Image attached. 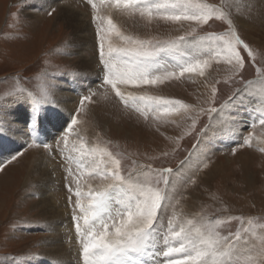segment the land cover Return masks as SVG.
<instances>
[{
  "label": "snow or ice",
  "instance_id": "snow-or-ice-1",
  "mask_svg": "<svg viewBox=\"0 0 264 264\" xmlns=\"http://www.w3.org/2000/svg\"><path fill=\"white\" fill-rule=\"evenodd\" d=\"M83 3L90 7L99 83L83 84L85 74L70 68L43 71L33 77L19 72L6 76L5 81L11 79L13 83L0 92V142L11 140L9 133L21 128L28 140L6 156L0 152V173L29 149L42 150L52 160L60 156L66 163L62 167L70 193L67 203L78 264H264V216L234 215L215 193L210 198L220 207L213 212L207 210L212 207L209 204H201L195 211L187 205L190 190L200 186L213 163L217 139L232 143L233 156L244 148L264 152V134L255 131L264 130V52L242 37L237 24L251 10L248 0ZM24 6L22 0L20 7ZM56 12V6L47 9L49 17ZM13 16L19 23V16ZM122 19L138 22L141 28L174 25L178 34L166 38L141 35L126 28ZM210 21L219 22L223 29L201 31ZM76 50L75 42H64L65 55H73ZM246 65L255 69L254 78H245ZM214 66L217 70L223 66L226 74L214 77ZM65 76L85 88L75 108L67 111L54 102L53 96L59 87L55 80ZM185 79L202 82L203 101L198 96L197 103H190L150 91ZM30 80L39 83L26 87L25 82ZM234 83L239 86L233 87L219 107L215 106L218 85ZM112 97L123 105L126 114H135L157 132L169 125L181 129L174 136L162 132L173 147L148 159L169 157L193 133L196 142L175 167H154L132 159L126 152L113 151V142L103 139L99 132L89 140L85 133L92 107ZM225 111L229 113L227 120L223 119ZM204 115L209 122L197 131ZM213 128L218 130L211 131ZM244 128L250 130L245 134ZM126 159L130 165L124 163ZM97 180L99 183H92ZM31 195L41 199L39 189ZM28 226L13 222V237L18 238L16 233ZM39 226L55 231L46 221ZM54 243L42 240L37 246ZM45 260L35 253L0 256V264H45ZM47 264L57 262L48 259Z\"/></svg>",
  "mask_w": 264,
  "mask_h": 264
},
{
  "label": "rangeland",
  "instance_id": "rangeland-1",
  "mask_svg": "<svg viewBox=\"0 0 264 264\" xmlns=\"http://www.w3.org/2000/svg\"><path fill=\"white\" fill-rule=\"evenodd\" d=\"M38 1L41 0H23L25 6L21 8L20 4L22 0H0V92L12 86L13 81L11 79L5 81L4 78L6 76L19 72L27 77H33L35 74L43 71L49 73L56 72L58 68H70L81 72L85 74L84 78H82V83L95 86V84L89 82L90 78L86 77L87 72L78 66L81 56L85 54L94 60L95 69L98 72L95 58L94 29L90 22V7L84 4L83 0H72L73 7L84 14L85 22L90 29V34H87L88 41H85L87 43L85 45H89L90 47L85 50H79L75 42L78 50L69 56L63 52L64 42H72V39L74 40L76 27L68 25L64 21L57 22V20H54L55 13L52 17H49L47 15L49 7L43 6ZM209 2L218 3L219 0H209ZM248 3L251 5V10L238 19L237 24L242 37L255 49L264 52V0H248ZM33 4L36 5L30 8ZM64 9L66 10V8ZM13 14L19 16V23H17L16 17ZM37 16H40V19H37ZM46 19H49L48 22ZM81 22L83 21L81 20ZM242 22L250 23L251 27L248 24L243 25ZM122 23L129 30L139 32L141 35H154L166 38L169 35L178 34L174 25L158 24L141 28L138 22L122 19ZM223 27L219 22L210 21L209 25L204 26L201 31H221ZM79 34H81V31H79ZM260 62L261 59L258 58V63ZM212 74L214 77L220 78L226 73L223 66H220L219 70L214 66ZM244 76L246 79L254 78L255 69L251 65H246ZM65 78H68V83L71 82V77L65 76L62 79H56L55 83L60 87L63 81L66 80ZM85 78L86 80H84ZM48 79H52V77L49 76ZM38 83L37 80H30L25 82V86L33 88ZM95 83L98 84L99 81H95ZM79 85V81L76 84H72L75 90ZM238 86V83H234L232 86L225 84L218 85L220 92L215 106L219 107L227 99L233 87ZM59 87L54 90V102L56 90ZM150 91L183 99L190 103H197L196 98L198 96L201 101L205 99V90L200 80H196L195 82L187 79L181 82L174 81L158 89H150ZM79 92L81 93V91ZM79 92L77 93V98H75V106L79 100ZM94 99H98V97H94ZM228 116L229 113L225 111L223 119L227 120ZM214 118L220 119L215 114ZM89 119L91 123L87 125V132L85 133L89 140H92L96 132H99L103 139L113 142L111 145L113 151L126 152L132 159L143 163H151L154 167H175L196 142V134L193 133L192 136L185 137L181 141L180 148L174 154L167 158L150 160L148 157L158 156L161 151L170 150L173 147L161 133L166 132L169 136L178 135L181 131L180 128L169 125L166 129L161 128V131L157 132L154 128L143 123L141 119H138L135 114L131 112L126 114L123 105L115 97L107 101L100 100L92 107ZM208 122L209 117L207 115L202 116L200 124L197 126V131ZM217 130L213 128L211 131ZM249 130L247 128L242 129L245 134ZM211 131L208 133L209 135H211ZM255 131L258 135L264 134V130L260 128H257ZM49 142H51V139ZM3 143L5 142H0V149ZM232 146V143L227 139L216 140V147H214L211 156L213 163L210 169L204 173V179L200 186L190 190V199L187 201L189 210H199L201 204H209L212 207L207 210L213 212L215 208L220 207L218 202H214L210 198V194L215 193L228 206V211L234 215L264 216V152L259 151L258 148H244L233 156L231 155ZM38 150L29 149L17 162L7 165L5 172L0 173V256L9 253L24 254L25 256L34 253L41 254L46 258L45 264H47V260L52 259L50 257L52 249L60 248L62 251L64 249L65 253H62L68 259V254L66 253L68 248L71 250L68 244L76 245V243L74 242L71 208L67 203V197L70 193L65 187V178L62 180L59 177V167H61L60 170L65 175L62 165L66 166V163L61 160L60 156H57L51 164L49 162L46 163V168L53 176H58L54 177V179L58 178L59 182L56 181L48 185L52 189L49 190V194L53 199L49 198L48 200L46 198L49 205L55 206L56 211L64 212V216L68 217V221H70L69 226L71 225L72 228L71 237H67L62 229H60L62 234L56 243L37 246V242L39 241L53 240L51 232L48 233V231L43 230L39 226L41 222L48 221L49 215L42 214L44 205L41 208L42 203L40 199L37 200L31 195L32 192L40 188V182H45L44 178L40 180V177L37 176L38 173L34 174L32 171L33 162L36 158H39V163L44 162L45 164L46 159L44 157H46V154L42 150ZM27 154L28 156H26ZM124 163L130 165L131 161L126 159ZM47 169L46 171L49 175ZM92 183H99V181H92ZM45 191L43 190V192ZM73 199H75L74 196ZM13 222H19L22 226H31L22 227L16 233L18 238H14L11 229ZM50 222L48 221V223ZM235 226V224L232 225V227ZM55 260L60 261V258Z\"/></svg>",
  "mask_w": 264,
  "mask_h": 264
},
{
  "label": "bare ground",
  "instance_id": "bare-ground-1",
  "mask_svg": "<svg viewBox=\"0 0 264 264\" xmlns=\"http://www.w3.org/2000/svg\"><path fill=\"white\" fill-rule=\"evenodd\" d=\"M38 3H41V4H43V6H48V7L50 5L56 6L57 7V12L54 14V20H57V22L64 21V23H66L68 25H72V26L74 25L76 27L75 28L76 32H74L75 38H74V40L72 39V42H76L79 50H85L86 48L90 47L89 45H85V44H87L85 41H88V39H87L88 35L87 34H90V29H89L88 25L85 22L86 19L84 18V14L82 12L76 10L75 7H73L72 0H60V3H58V4H54L53 0H41V1H38ZM35 5L36 4L31 5L30 8H33ZM64 8H66V10ZM37 19H40V16H37ZM48 20L46 19L47 22H48ZM51 20H52V18H51ZM81 20L83 22H81ZM79 22H80V24H79ZM242 23H243V25H247L248 24V23H245V22H242ZM81 24H83V25H81ZM79 31H81V34H79ZM82 57H83V59H82ZM93 61H94L93 59L89 58L87 55L84 54L83 56H81V59L79 60V65H78L80 69H82V70L87 72L86 73V77L90 78V81H89L90 83H93L94 81H98L96 79L97 70L95 69L96 67H95ZM76 62H77V60H76ZM65 79L66 80L63 81V83L60 85L59 89L56 90L55 102L62 109L67 111V110H72L74 108V106L76 104V101H75L76 99L75 98H77L76 96H78L77 93L79 91L84 92L85 88H83V87H81L79 85L77 87V89L75 90V88L72 86V84L68 83V78H65ZM84 80H86V78ZM81 88H83V89H81ZM9 135L11 137V140H8V139L4 140L5 143L2 144V147L0 149V152H2L4 156L8 155V153L10 151H14V150L18 149L19 148L18 146H20L23 142L28 140V137L25 135V130L22 129V128H21L20 131L13 130L12 132L9 133ZM38 151H40V150H38ZM30 153H32V152H30ZM30 153H28V154H30ZM28 154L26 156H28ZM44 158L47 160V161L45 160V164H44V162L39 163L38 162L39 158H36V160H34V162H33L34 166L32 167V171L34 172V174L38 173L37 176L40 177L39 178L40 180L42 178H44V180H45L44 183L40 182L41 185H40V188H39L41 196L43 195L41 197L42 199H40V201L42 203L41 208L44 205L43 208H42V214L45 213V214L49 215V219H48L49 222H50L51 219H53V220H51L50 223L53 224V226L55 228V231L51 232V237L56 243L59 240V238H60V236L62 234L60 229H62V231L64 232V234L67 237H71L72 228H71V225L69 226V222L70 221H68V217L64 216V212L56 211L55 206H51L47 202V198H48V200H49V198L53 199L52 196L49 194V190H52V189L49 188L48 185L51 184V183L53 184L56 181L58 182V178L54 179V177H58V176H53V174L46 168V163L49 162L51 164V162L54 161V160L49 159L47 156L44 157ZM31 160H33V159H31ZM60 168L61 167H59V174H60L59 177L62 180H64L65 175L61 172ZM46 169L49 171V175L50 176L48 175V172L46 171ZM26 173H28V172H26ZM29 175H31V174H29ZM23 176H24V174H23ZM29 183H31V182H29ZM50 187H51V185H50ZM43 190H46V191L43 192ZM39 209H40V207H39ZM74 242H75V240H74ZM68 245H69V247H71L70 248L71 250H69V248H68L67 253H66V254H68V259L66 257H64V253H65L64 249L62 251L60 248L59 249H55L54 248V249L51 250L52 253H50V257L52 258L51 260L56 261L58 264H78L77 249L74 248L76 245H73V244L72 245L68 244ZM62 252H64V253H62ZM58 258H60V261L55 260V259H58Z\"/></svg>",
  "mask_w": 264,
  "mask_h": 264
}]
</instances>
